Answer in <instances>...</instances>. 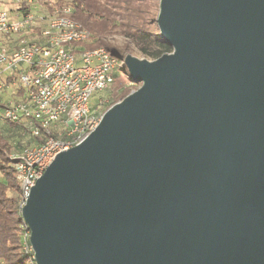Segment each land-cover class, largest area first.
Wrapping results in <instances>:
<instances>
[{
	"label": "water",
	"instance_id": "95a60500",
	"mask_svg": "<svg viewBox=\"0 0 264 264\" xmlns=\"http://www.w3.org/2000/svg\"><path fill=\"white\" fill-rule=\"evenodd\" d=\"M139 88L58 154L21 217L36 264H264V0H161Z\"/></svg>",
	"mask_w": 264,
	"mask_h": 264
},
{
	"label": "built area",
	"instance_id": "2783aa9c",
	"mask_svg": "<svg viewBox=\"0 0 264 264\" xmlns=\"http://www.w3.org/2000/svg\"><path fill=\"white\" fill-rule=\"evenodd\" d=\"M26 5L34 6L33 0ZM72 15L66 4H52L47 16L0 10V124L23 125L35 141L10 157L20 213L56 156L82 143L99 126L102 115L91 106V98L110 90L124 63L104 48H83L90 34ZM34 31L32 39L26 38ZM3 77L12 78L11 85L24 90L26 98L3 104ZM22 228V252L29 264H36L30 231L25 224Z\"/></svg>",
	"mask_w": 264,
	"mask_h": 264
},
{
	"label": "trees",
	"instance_id": "16d2710c",
	"mask_svg": "<svg viewBox=\"0 0 264 264\" xmlns=\"http://www.w3.org/2000/svg\"><path fill=\"white\" fill-rule=\"evenodd\" d=\"M13 2L16 4L15 0ZM18 5L16 13L32 12L33 6ZM51 12L52 4H66L73 9L72 18L90 34L83 48H104L114 57L135 56L155 61L173 49L160 37L157 19L161 0H33ZM9 0H0V10H7ZM40 16V15H39ZM44 16V15H43ZM37 28L36 31H40ZM121 39L122 44L118 43ZM119 72H122L120 70ZM118 72V73H119ZM117 73V75H118ZM17 77V76H16ZM11 85L12 78H2ZM128 80L133 84L128 76ZM135 85V84H133ZM138 86L139 85H135ZM20 99L26 92L16 89ZM2 107V105L0 106ZM34 139L20 124H0V264H29L22 252L23 221L19 211L20 190L14 176L13 150H23Z\"/></svg>",
	"mask_w": 264,
	"mask_h": 264
},
{
	"label": "rangeland",
	"instance_id": "374dc122",
	"mask_svg": "<svg viewBox=\"0 0 264 264\" xmlns=\"http://www.w3.org/2000/svg\"><path fill=\"white\" fill-rule=\"evenodd\" d=\"M9 6L7 11H11L12 9L18 8V5L13 2V0H9ZM32 13L35 15H41V16H47L48 10L46 8H42L38 5L32 7ZM17 14L16 11H13V15ZM43 26V25H42ZM34 32H28L26 34V38L32 39ZM122 40L118 39V43L122 44ZM122 72H119L115 83L108 91L104 92H96L93 94L91 98V106L97 110L98 114H101L102 116L106 111H108L111 107L116 105L117 103H120L123 101L127 96H129L132 92L136 91L138 89V86L133 85L128 80L129 70L126 67V65L123 63ZM6 84V83H5ZM16 88L12 85H7L1 92V99L3 104L7 103L11 99H18V96L16 95ZM21 150H13L11 152L9 157L14 156L15 154L19 153Z\"/></svg>",
	"mask_w": 264,
	"mask_h": 264
}]
</instances>
